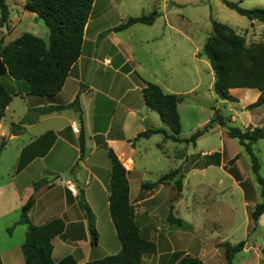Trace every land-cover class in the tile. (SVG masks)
<instances>
[{
	"label": "crops",
	"instance_id": "0c3cea01",
	"mask_svg": "<svg viewBox=\"0 0 264 264\" xmlns=\"http://www.w3.org/2000/svg\"><path fill=\"white\" fill-rule=\"evenodd\" d=\"M173 2L179 5L178 1ZM158 5L155 2L150 8V12L157 10L160 7ZM164 5L163 10L158 9L159 15L155 22L145 24L149 27L156 26L158 32L146 29L143 31L142 37L136 39V42L141 43L152 42L154 47L138 51L135 43L127 40L123 34L120 35V31L112 30L101 35L105 30L117 26L116 24L99 28L96 32H91L90 38H88L90 16L85 28L82 53L72 67L60 92L52 97L29 94L26 83L14 78H11L7 85L17 94L14 95L7 106L5 115L0 120V224H2V229H9L14 224L17 226L25 225L27 229L26 224L18 221L23 205L33 196L35 204L30 211V218L34 224H43L56 217L65 220L64 232L53 240L54 259L57 247L60 246L61 248V245L66 243L74 244L76 252L80 251L81 253L82 251V257H85L83 252L88 246V241H90V246H97L100 243L99 232V242L97 245L91 244L87 216L79 205V190H85L86 199L96 214L98 226L95 197L98 198L99 191L102 195L104 193L107 199L109 196V188L99 175V171L104 169L106 173L109 167L105 163L99 165L101 155H98V150L105 147V144L114 149L129 170L130 198L140 234L145 238L153 239L156 243V251L146 254L143 264H177L185 255L200 257L208 264L207 261L213 258V253L203 250L202 254L194 255L183 247L179 248L180 245L174 244L171 238L168 239L166 236L164 239L161 238L160 227L156 224L158 207L160 206L157 198L168 185L171 186L172 190L165 204L168 207V214L170 210L174 213L175 202L183 196L185 184L181 192L175 189L176 181L173 180L161 184L153 190L142 188V184L148 181L146 180L147 177L144 178V173L149 172L150 175L151 172L158 180L165 174L163 168H159V166L166 161L170 163L173 156L180 161L179 167L182 169L185 181V164L190 152L188 148L182 151H169L167 144L168 141L172 140L166 138L163 133L153 134L146 139H155L154 143L151 144L159 151V161L155 164L149 158L148 149H151L150 145L141 143V145H145L139 150L138 145L141 138L136 139L138 133L150 127H163L170 130L160 115H155V110L146 105L142 94V89L145 86L144 80L158 83L166 91L179 94L180 101L182 100V93L186 91L184 88L173 90L176 83L180 85L178 87H181L182 82L175 80L176 74L173 71V65L178 68L183 64H188L187 45L189 42L193 43L194 37L186 28L187 16L183 13L174 12L175 6L173 5L170 8L165 2ZM129 17L131 16L127 18ZM255 21L257 20H254L253 23ZM133 25H130V31L125 28L128 30L127 37H133L134 33L131 31ZM30 32L36 34V31L31 30ZM200 52L202 50L199 49V46H194L192 55L197 70V62L205 59L204 56L199 55ZM152 58L155 59L156 65L150 70L144 63L145 61L146 64L149 63ZM195 87L193 86V88ZM249 91L250 88L231 89L232 95H239L242 98ZM260 93L259 90L254 99L258 98ZM77 96L79 97V107L40 114L35 120L23 123V129L17 128L18 132L13 131V125L20 123L28 114L32 119L35 118L37 114L33 109L49 105H67L72 103ZM17 98L20 101L16 102ZM250 120L253 127L263 126L261 123H255L259 121L258 118L251 117ZM76 126L80 127L85 135L86 154L83 158H80L81 130L80 133H76L74 130ZM212 150L214 149L201 151V153L203 156L209 155ZM219 152L217 151L220 155ZM239 153H236L232 158L230 157L229 161ZM221 159H223L222 156L220 161L208 163L202 169L214 165L222 168L223 160ZM236 161L234 165L237 167ZM101 166H103L102 169ZM223 168L227 172L230 171L224 166ZM230 174L240 185L246 183L240 170L237 173L238 176ZM61 175L62 177H60ZM59 177L60 179H58ZM42 180H47L48 184L35 189V184ZM243 189L244 197L247 199L246 189L244 187ZM176 194L180 198H174ZM107 203L109 206V199ZM251 212L250 219L253 222ZM263 215L260 217L259 224ZM176 218L181 219V222L168 221L178 225L193 224L183 217ZM258 225L255 227L254 224V227L257 228ZM11 235L13 234L11 233ZM84 236L86 241H84ZM162 240L165 245L164 250L159 249V242ZM23 242L16 245L15 253H11V249H6L5 253L0 251L2 264H24V254L21 255L19 252V247L22 249ZM246 246L244 251L248 250ZM219 247L222 246L219 245ZM257 251L256 258L260 259L261 248L257 247ZM77 260L81 262V259L77 258ZM90 260L93 259L90 258L82 262Z\"/></svg>",
	"mask_w": 264,
	"mask_h": 264
},
{
	"label": "rangeland",
	"instance_id": "374dc122",
	"mask_svg": "<svg viewBox=\"0 0 264 264\" xmlns=\"http://www.w3.org/2000/svg\"><path fill=\"white\" fill-rule=\"evenodd\" d=\"M173 1H178L179 5H176ZM232 1L240 2L245 8H264V0ZM6 2L10 8V18L7 25H0V43L6 44L22 32L31 30L36 31V35L43 37L45 40L49 39V28L36 13L26 9V0H6ZM155 2L159 4V10L165 8V2L168 8L171 5L175 6L174 12L183 13L187 16L186 28L190 35L194 37L193 43L189 42L187 45L189 53L188 64H183L178 68L173 65V71L176 74L175 80L182 81L181 87H178L180 85L176 83L173 90H177V88L186 90L185 93H182V100L179 103L182 122L180 136L189 137L197 129L203 128L207 122L216 116V111L219 115H222L225 121V126H221L218 124L219 119H215L214 126L198 139L196 145L193 143L168 141L169 151H182L187 148L190 151L185 164V181L182 177V183L183 185L185 184V188L182 187L184 188L183 196L181 198L178 194L174 196L176 199L180 198L179 201L175 202L174 214L176 217H183L193 224L184 223L183 225H178L167 220L168 207L165 202L172 190V187L168 185L157 198L160 206L158 207L156 224L160 227L161 238L163 237L164 239L165 236L168 239L171 238L174 244L178 243L180 245L179 248L183 247L194 255L202 254L203 250L213 253V258L207 261L208 264H227L224 248L219 247L223 241H230L236 244L239 241L246 240V248L248 250L237 253L234 264H264V215L257 228L254 227L250 219L251 210L256 203L262 201L261 184L258 182L256 173L253 170L250 155L240 145L237 138H232L228 134V126L231 125L242 129L253 128V124H250L251 117L258 118L259 121L255 123H261L264 127V104L254 109H247L250 103L257 100V98L254 99L259 91L256 88H250V91L243 98L239 95L235 96V102L219 97L214 89L215 75L209 60L205 58L203 61L197 62V70L192 55L194 46L197 45L202 50L203 44L210 36L212 18L227 23L239 33L246 34L249 44L260 42L264 39V22L257 20L252 23L247 16L241 15L227 7L222 0H95L87 37L90 38L91 32H96L99 28L106 27L109 24L119 25L124 23L129 19L127 18L128 16L136 17L150 14V8ZM127 28L130 31V26ZM146 29L153 32L158 30L156 26L149 27L145 23L138 22L132 26L131 31L134 33L132 38L130 36L127 37L128 30L125 29L120 30V35L123 34L127 40L134 42L139 49L138 51H141L144 48L154 47L152 42H136V39L141 38L143 31H146ZM144 65L151 70V67L156 65L155 59L152 58L147 64L145 61ZM185 68L186 71H184ZM0 79L8 85L11 77L4 75ZM193 86L196 87L193 88ZM18 101H20L19 98L16 99V102ZM154 113L159 115L157 111ZM154 141L155 139L147 140L146 138H141L138 148L140 150L145 144H149L151 148L148 149L149 158L151 162L157 164L159 151L157 148L152 147L151 144ZM141 143L145 144L141 145ZM210 149H214L211 154L202 155L201 151ZM217 151H220V155ZM254 151L262 161L260 173L264 177V139H260L254 144ZM238 152L240 153L236 161V167L229 162V159ZM98 155H101L99 165L100 163H105L109 166L106 173L102 169L103 166H101V172L99 171V175L109 188L111 161L106 146L98 150ZM221 156L223 157L221 159L223 160L222 168L214 165L204 170L202 169L208 163L216 160L220 161ZM179 166L180 161L173 156V160L170 163L166 161L159 168H163L164 173H168ZM223 166L227 170L236 173L240 170L246 183L240 185ZM180 173L183 174L182 171ZM180 173L176 174L171 180L176 181L180 177ZM144 174V178L147 177L146 180L148 182L156 180V177L151 172L150 175L149 172ZM243 187L246 189L247 199L244 197ZM175 189L178 191L176 182ZM107 201V196L105 197L104 193L102 195L99 191L98 198L95 197V202L97 204V227L100 232V243L97 246H90V241H88V246L83 252L85 257H82V251L81 253L80 251H75L74 244L66 243L61 245V248L60 246L57 247L54 254L56 260L72 254L76 258L81 259L82 262L90 258L96 259L113 254L120 249L121 242L112 221ZM1 225L0 251L5 253L6 249H11V253H15L16 245L18 243L21 244L25 240L26 226L11 225L10 227L12 228L9 230L6 228L2 229ZM85 239L86 237L84 236V241H86ZM13 246L15 247L12 249ZM257 247L261 248L259 252L260 259L256 258L258 254ZM164 248L165 245L162 240L159 242V249L164 250ZM19 252L23 255L21 247H19Z\"/></svg>",
	"mask_w": 264,
	"mask_h": 264
},
{
	"label": "trees",
	"instance_id": "16d2710c",
	"mask_svg": "<svg viewBox=\"0 0 264 264\" xmlns=\"http://www.w3.org/2000/svg\"><path fill=\"white\" fill-rule=\"evenodd\" d=\"M94 2L95 0H26V9L36 13L49 28V39L45 40L30 31H24L6 44L0 43V77L9 75L15 80L24 81L29 94L52 97L60 92L72 67L82 53L85 28L91 16ZM222 2L239 14L247 16L252 23L254 20L264 22V8H245L240 2L232 0H222ZM158 15L159 12L153 10L150 14L129 17L124 23L105 30L101 35L112 30H123L138 22L153 24ZM9 18V5L6 0H0V25H7ZM199 55L204 56L211 64L215 75L214 89L219 97L235 102L236 97L231 93L232 88H256L261 93L256 101L247 106V109H254L264 104V39L249 44L246 34L239 33L227 23L212 18V31ZM144 82L142 94L146 105L159 113L170 130L163 127H150L138 133L136 139L149 138L153 134L163 133L166 138L174 142H186L195 145L197 140L214 126L215 119H219V125L225 126L222 115L216 111V116L207 122L203 128L197 129L189 137H181L180 95L166 91L158 83L146 80ZM16 94L0 79V120ZM70 107H79L78 96L67 105H49L33 109L37 114L35 118L32 119L28 114L20 123L13 125V131L18 132L17 128L23 129V123L35 120L40 114ZM228 134L232 138H237L240 145L250 155L253 170L261 184L262 201L258 202L251 212L256 227L261 215L264 214V177L260 173L262 161L254 151V144L260 139H264V127L256 126L242 129L231 125L228 126ZM1 146L3 147V145ZM105 146L111 161L109 209L121 242V249L117 253L87 262H79L72 254L55 260L53 258V240L64 232L65 220L56 217L43 224H34L30 218V211L35 204V198L31 196L23 205L18 221L27 225L25 240L22 243L24 264H143L144 256L156 251V243L141 236L137 227L130 198L129 170L114 149L106 144ZM85 154V135L81 130L80 158H83ZM237 158H239V154L229 162L234 164ZM181 170V167H178L163 174L156 181L144 182L142 188L153 190L161 184L169 182ZM229 172L237 175L234 171L230 170ZM183 176L180 173V177L176 180L179 192L183 187ZM45 184H48V181L42 180L35 184V189H39ZM79 205L87 216L91 244L97 245L99 231L96 224V214L86 199L84 189L79 190ZM168 220L173 223L181 222V219L174 216L172 210L168 214ZM246 243V240L236 244L230 241L220 243V246L225 249L227 264H234L236 254L244 250ZM0 264H2L1 260ZM177 264L207 263L200 257L185 255Z\"/></svg>",
	"mask_w": 264,
	"mask_h": 264
},
{
	"label": "built area",
	"instance_id": "2783aa9c",
	"mask_svg": "<svg viewBox=\"0 0 264 264\" xmlns=\"http://www.w3.org/2000/svg\"><path fill=\"white\" fill-rule=\"evenodd\" d=\"M74 130H75L76 133H80L81 128L76 126V127H74Z\"/></svg>",
	"mask_w": 264,
	"mask_h": 264
}]
</instances>
